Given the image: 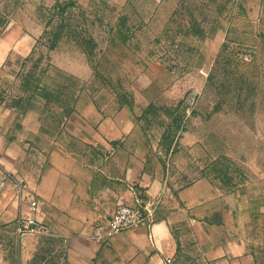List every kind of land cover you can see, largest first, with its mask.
<instances>
[{"label": "rangeland", "instance_id": "1", "mask_svg": "<svg viewBox=\"0 0 264 264\" xmlns=\"http://www.w3.org/2000/svg\"><path fill=\"white\" fill-rule=\"evenodd\" d=\"M0 17L34 44L0 65V100L19 113L14 150L45 207L59 208L67 148L79 153V182L82 168L97 187L110 177L111 147L71 136L110 100L133 106L169 146L189 148L193 177L202 167L222 190L238 183L264 196V0H0ZM161 66L159 84L138 85ZM245 238L264 264L263 208L250 212Z\"/></svg>", "mask_w": 264, "mask_h": 264}, {"label": "crops", "instance_id": "2", "mask_svg": "<svg viewBox=\"0 0 264 264\" xmlns=\"http://www.w3.org/2000/svg\"><path fill=\"white\" fill-rule=\"evenodd\" d=\"M3 20L0 65L26 58L34 47L30 35L19 30L21 24ZM156 69L146 70L138 85L150 90L159 84L166 69ZM132 107L110 100L89 108L82 124L87 131L71 136L111 147L110 177L97 187L88 168H82L87 179L79 182V153L67 148L65 165H71V172H59V208L48 209L40 200L36 217L47 229L20 233L19 219L32 214L35 193L14 150L19 113L0 100V178L8 176L0 193V264H167L169 256L175 264L257 263L245 222L250 212L264 209V196L248 197L238 183L222 190L202 167L193 177L190 159L184 158L190 149L169 146L163 134L146 132ZM139 201L155 202L152 224L140 223L107 241L97 239L96 225L118 204ZM48 236L55 241L49 251Z\"/></svg>", "mask_w": 264, "mask_h": 264}, {"label": "built area", "instance_id": "3", "mask_svg": "<svg viewBox=\"0 0 264 264\" xmlns=\"http://www.w3.org/2000/svg\"><path fill=\"white\" fill-rule=\"evenodd\" d=\"M1 164V156H0ZM8 180L5 174L0 178V193L3 191ZM31 215L28 217H21L19 219L18 230L20 233H39L45 231L47 226L38 220L36 213L40 206L38 197L31 198ZM155 202L139 201L137 204L121 203L118 204L114 212L108 217H104L101 222L96 225L97 239L107 241L112 236L122 233L127 229L138 225L140 223L152 224L154 221ZM167 264H175L173 257H167Z\"/></svg>", "mask_w": 264, "mask_h": 264}]
</instances>
